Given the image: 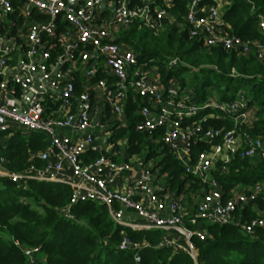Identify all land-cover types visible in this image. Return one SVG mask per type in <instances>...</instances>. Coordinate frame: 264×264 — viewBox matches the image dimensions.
Segmentation results:
<instances>
[{
  "label": "built area",
  "instance_id": "1",
  "mask_svg": "<svg viewBox=\"0 0 264 264\" xmlns=\"http://www.w3.org/2000/svg\"><path fill=\"white\" fill-rule=\"evenodd\" d=\"M201 1L194 0L185 17L191 38L246 57L254 53L264 62L263 42L230 33L223 19L227 0L203 6ZM172 6L173 0H0V150L1 136L16 129L44 133L48 141L43 150L31 152L23 172L11 171L0 153V177L18 185L29 180L63 183L72 193L70 206L61 210L66 218L75 219L70 207L77 203L105 205L115 222L162 230L161 246L186 252L201 264L194 242L208 236L201 222L235 225L251 236L264 230L263 186L237 187L225 197L213 176L219 164L226 168L237 155L264 162V139L241 133L256 120L245 96L231 101L214 96L198 104L177 83L165 86L154 69L140 64L133 49L116 42L135 23L159 33L172 17ZM259 29L264 36V16ZM129 104L139 118L136 131L163 130L162 142L185 173L205 186L191 203L186 194L172 193L166 175L138 157L115 160L124 152L112 138L115 127L126 126ZM209 120H229L233 128H204ZM196 144L207 149L194 155ZM92 153L97 157L86 162ZM139 162L137 177L120 186ZM251 206L259 217L245 220L244 211ZM192 207L196 211L191 215ZM189 214L198 227L187 225ZM129 246L138 247L125 237L121 249ZM38 253V248L25 249L32 262Z\"/></svg>",
  "mask_w": 264,
  "mask_h": 264
},
{
  "label": "trees",
  "instance_id": "2",
  "mask_svg": "<svg viewBox=\"0 0 264 264\" xmlns=\"http://www.w3.org/2000/svg\"><path fill=\"white\" fill-rule=\"evenodd\" d=\"M193 1L173 0L172 17L165 20L159 33L135 23L121 32L116 42L133 49L140 64L154 69L165 86L177 83L198 104L215 95L222 101L245 96L256 110V120L241 133L264 139V62L254 53L246 57L221 47H207L200 39L191 38L185 17ZM211 3L212 0H202L200 5ZM262 16L264 0H227L223 10L230 33L244 41L264 43L259 29ZM127 117L126 126L115 127L112 138L114 143L121 142L118 149L127 154L125 160L138 157L151 165L160 176L166 175V186L172 193L186 194L191 203L205 186L185 173L182 163L162 142L163 130L137 132L139 118L132 104L127 107ZM203 127L230 130L233 123L209 120ZM1 142L0 153L8 161V168L18 173L29 167L31 152L43 150L48 144L44 133L19 129L3 134ZM206 149L204 144H196L193 154ZM96 157L92 153L84 158L88 162ZM36 164L42 166L41 162ZM213 176L225 197L237 187L260 184L264 188V162L237 155L226 168L219 164ZM71 194L70 187L63 183L29 180L18 185L0 177V264H194L188 253L161 246L164 231L121 225L112 219L105 205L77 203L70 207L75 219L66 218L61 210L70 206ZM257 207L263 208L262 201ZM189 210L195 214V207ZM191 215L186 223L196 228L189 221ZM243 216L249 220L259 214L251 206ZM201 227L208 233L205 241L194 239L201 264H264V230L251 236L235 225L201 222ZM125 237L138 247L121 249ZM29 248L39 249L34 262L25 254ZM137 256L140 262L136 261Z\"/></svg>",
  "mask_w": 264,
  "mask_h": 264
},
{
  "label": "crops",
  "instance_id": "3",
  "mask_svg": "<svg viewBox=\"0 0 264 264\" xmlns=\"http://www.w3.org/2000/svg\"><path fill=\"white\" fill-rule=\"evenodd\" d=\"M99 141L102 143V141H104V140L100 139ZM126 157H127V154L126 153H124V154L121 153L119 156H115V159L118 158L120 161H122V160H125ZM140 163L141 162H139L138 164H136V169L132 173H130L128 175H125V177L119 182V185L120 186H122L125 183L131 182L132 180H134V178L137 177V175H138L137 168L139 167V164ZM126 217L127 218H131L132 215L131 214H126ZM132 218H134V220H138L137 217H132Z\"/></svg>",
  "mask_w": 264,
  "mask_h": 264
},
{
  "label": "rangeland",
  "instance_id": "4",
  "mask_svg": "<svg viewBox=\"0 0 264 264\" xmlns=\"http://www.w3.org/2000/svg\"><path fill=\"white\" fill-rule=\"evenodd\" d=\"M212 96H214V95H212ZM215 96L217 97L218 100H221L220 96H218V95H215ZM120 150L122 151L123 149H120Z\"/></svg>",
  "mask_w": 264,
  "mask_h": 264
},
{
  "label": "water",
  "instance_id": "5",
  "mask_svg": "<svg viewBox=\"0 0 264 264\" xmlns=\"http://www.w3.org/2000/svg\"><path fill=\"white\" fill-rule=\"evenodd\" d=\"M83 1H85V0H83Z\"/></svg>",
  "mask_w": 264,
  "mask_h": 264
}]
</instances>
